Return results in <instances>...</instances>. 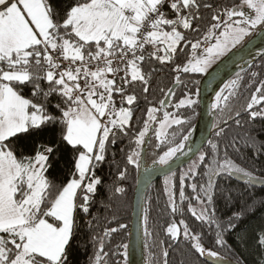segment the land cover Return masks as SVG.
<instances>
[{"label": "snow or ice", "instance_id": "6c2138e0", "mask_svg": "<svg viewBox=\"0 0 264 264\" xmlns=\"http://www.w3.org/2000/svg\"><path fill=\"white\" fill-rule=\"evenodd\" d=\"M201 6L213 8L210 3L201 5L199 0H68L63 5L57 0H0V264H70L80 226L78 213H89L103 183L97 170L106 161L109 147L131 132L139 100L133 86L142 84L145 97L149 92L152 70H144L146 62L172 63L177 52L190 45L187 62L172 68L176 74L174 86H180L184 83L182 73H207L258 28L264 30V0H240L239 4L214 11L203 36L189 41L187 31L201 32L197 23L203 19ZM201 48L203 53L198 54ZM261 52L264 54V50ZM119 63L124 64L123 69ZM121 71L123 76H119ZM241 72L215 92L210 105L212 110L231 113L229 120L238 127L245 114L249 122L264 119V107L255 110V106L264 104V80L251 93L243 112L231 107V101L240 94ZM257 76V72H251L252 78ZM28 87L30 97L23 94ZM161 92L164 98L158 106L147 107L143 126L132 134L130 144L134 146L128 149L126 165L118 171L117 179L127 178L129 165L140 170L144 145L152 143L151 132L156 140L154 149H166L160 154L154 152L152 160L164 171V190L173 217L166 233L174 241L182 237L194 253L213 258V264H223L220 253L202 242V231L183 218L179 220L181 231L174 218L183 217L186 204L194 222L210 229L214 226V243L224 248L225 233L237 227L235 221L243 212L234 213L226 223L216 218V200L232 199L231 189L221 188L216 178L239 176L254 185L264 183V177L256 176L229 155V147L240 151L235 138L223 148L209 140V150L197 149V159L180 171L177 200V172L172 163L180 155H187L184 149L191 135V118L180 110L190 109L196 115L199 90L184 92L175 102L173 87ZM52 98L57 102L52 103ZM228 122L213 123L217 138L225 134L221 124ZM173 125L181 130L188 125L187 134L170 132ZM242 143L252 147L256 155L264 151V141H258L251 129ZM69 151L73 159L66 161L70 165L66 182L58 186L50 176L58 171ZM150 171L145 169L146 186L150 184ZM186 181H190L191 195L186 194ZM124 191L123 187L115 188L116 193ZM142 199L147 241L153 233L149 231L148 200ZM87 227L92 230V221ZM125 229L127 225L119 223L94 236L90 264H108L105 238ZM254 239L264 248V228ZM116 247L123 250L124 264H128L129 245ZM162 256L163 264H168V251L164 250ZM149 264L155 262L150 259Z\"/></svg>", "mask_w": 264, "mask_h": 264}, {"label": "trees", "instance_id": "16d2710c", "mask_svg": "<svg viewBox=\"0 0 264 264\" xmlns=\"http://www.w3.org/2000/svg\"><path fill=\"white\" fill-rule=\"evenodd\" d=\"M67 2L68 0H57V3L61 5L66 4ZM199 2L201 5L210 3L213 5V8L210 10L201 6L200 15L203 19L197 22L201 27V32H186L187 40L193 42L197 38L203 36L204 29L209 25L210 17L214 11L223 9L224 7H230L233 4H239L240 0H199ZM165 11L169 10L165 8ZM258 30L259 28L248 38ZM248 38H246V40ZM148 51H152V49L149 47ZM201 51H203V48L199 49L198 53ZM145 54L147 55V53ZM190 54L191 47L189 45L186 50L177 52L172 63L161 65L159 62L153 61L144 64L145 71L152 70L149 92L145 97V94L142 91V84L136 83L133 86L139 100L138 104L134 107V115L131 121V132L128 137H119L116 144L109 147L106 161L97 170V175L103 178V183L99 186L98 193L94 198V202L90 206L89 213H78L77 219L80 226L77 229V236L73 241L72 252L69 256L70 264H90V258L95 251L93 237L102 235L105 227H118L119 223L126 224L127 229L112 233L109 237H106L105 251L109 252L107 258L108 264H117V262H119V264H124L123 250L117 249L116 246L122 243L128 244L129 242L133 200L140 170L137 171L135 167L131 165L127 166V178L124 180L117 179L118 171L122 170L126 165V153L130 147L134 146L130 144L131 136L143 126V120L146 119L147 107L154 104L158 106V101L164 98L161 89L167 91L168 88L174 85L176 74L172 72V68H174L176 64L183 65L186 63ZM253 71L258 73V76L255 78L251 77V72ZM204 74L205 73H182L181 78L184 83L180 86H176L174 90L176 96L173 97V102L182 98L184 92L190 91L195 93L199 90L200 80ZM241 75L243 76V80L241 81L239 88L240 94L237 98H234L231 101V107L233 108V111L239 110L243 112L246 103L250 99L251 93L255 90V87L258 86L259 81L264 80V54L255 60L249 67L245 68L244 71L241 72ZM233 78H235V76ZM253 80L255 82H253ZM197 81L198 83H196ZM23 94L30 97V87L25 88ZM116 99L118 101L119 97H116ZM56 102V98H52V103ZM261 107H264V104L255 106V110H259ZM180 112L191 118L190 126L192 130L198 118L199 104L195 107V116H193L190 109H181ZM230 115L231 113L227 111L224 113H220L218 110L216 111L214 122H229L227 125L221 124L222 127H225V134L222 137L217 138L215 136L216 129L213 128L209 140L218 142L221 148H223L225 143H229L235 138L237 147L240 151L239 153H236L231 147H229V155L243 167L253 170L256 176L264 177V151L259 155H256L252 147L244 146L242 143V138L250 129L251 134L257 136L258 141H264V119L257 118L255 121L249 122V117L245 114L241 118V126L238 127L233 121L229 120ZM160 118H162V113L158 114V119ZM156 126L158 125H154V127ZM188 127V125H185L181 130L178 126L173 125L169 131L177 130L178 132L182 131V134H187ZM149 135L152 138V143H146L144 145L145 166L152 165V160L155 158L154 152L155 154H160L163 150H166L164 148L154 149L156 143L155 137L151 132ZM209 147L210 146L207 142L202 151H208ZM121 149L124 151H121ZM72 159L73 154L69 151L65 160H61V163L58 166V171L50 176V179H53L58 186L62 182H66L64 177L70 167L66 161H71ZM196 159L197 157L194 160ZM191 163L176 171L177 200L179 193V173L181 170L187 169ZM200 171L202 172L203 168H201ZM197 182H200L199 179ZM188 183H190V181L185 182V191L187 195H191ZM216 183L221 188L231 189L232 197L230 202L225 201L223 198H218L216 200V218L226 223L228 218L233 216L234 213L243 212V215L235 221L237 227L224 235V239L227 242L226 247L219 248L215 245L214 226L210 229L206 224L201 226L200 222H194V217H191V213L187 211L186 204L184 205L185 212L183 217L177 215L174 218L175 222L181 231L183 225H179V220L182 218L197 231H202L204 233L202 241L204 245L218 251L220 256L232 258L240 264H264V248L258 247L254 239L255 234L258 233L261 228H264V203H262V201H264V188L255 187L246 182L241 183L228 175L217 177ZM118 186L125 189L124 193L115 192V188ZM164 189V178H161L150 186L146 195L148 200L147 206L149 208V231L153 233L152 236L147 238V241L145 240V245L146 243L148 245V247L145 246L146 264H149L150 259L154 261L155 264H163L164 257L162 256V253L164 250L168 251V264H211L202 256H199V254L194 253L182 237L177 241L169 238L166 233V228L171 222H173V217L170 208L167 205V195ZM113 217H115V219H113ZM88 221H92L93 223L92 230H89L87 227ZM160 241H164V243L160 244Z\"/></svg>", "mask_w": 264, "mask_h": 264}, {"label": "water", "instance_id": "95a60500", "mask_svg": "<svg viewBox=\"0 0 264 264\" xmlns=\"http://www.w3.org/2000/svg\"><path fill=\"white\" fill-rule=\"evenodd\" d=\"M264 50V30L259 29L255 34L248 38L242 46L234 49L229 55L214 64L207 73L203 75L199 85V114L197 121L192 128L194 131V143L185 151L187 155H181L172 163V168L177 171L189 163H191L198 155L197 149L202 150L211 138L213 132L214 117L217 110L210 109V105L214 100L215 92L224 86V84L240 72L241 63L247 59L250 60V65L261 57ZM249 65V66H250ZM248 66V67H249ZM175 90L176 86H172ZM150 171V184L145 185L148 174L145 169ZM164 177V171L160 167L149 165L145 166L144 160L138 174L137 185L133 200V212L131 226L129 231V248H128V264H146L145 259V236L143 226V208L144 200L150 186ZM235 180L245 183L239 176H231ZM139 181V183H138ZM253 186L264 188V183L257 182ZM223 257V264H240L232 258ZM207 262L213 264V258L203 257Z\"/></svg>", "mask_w": 264, "mask_h": 264}, {"label": "bare ground", "instance_id": "6f19581e", "mask_svg": "<svg viewBox=\"0 0 264 264\" xmlns=\"http://www.w3.org/2000/svg\"><path fill=\"white\" fill-rule=\"evenodd\" d=\"M250 60L251 59H247V60H245V61H243L242 63H241V65H240V67L241 68H247L249 65H250ZM223 87V86H222ZM221 88V87H220ZM214 97H215V95H214ZM214 101V100H213ZM194 139H195V137H194V131H192L191 132V135H190V139H189V141L187 142V146H186V148L184 149V152L194 143ZM181 156V155H180ZM179 156V157H180ZM175 159H177V158H175ZM174 159V160H175ZM157 167H159L158 165H157Z\"/></svg>", "mask_w": 264, "mask_h": 264}, {"label": "built area", "instance_id": "2783aa9c", "mask_svg": "<svg viewBox=\"0 0 264 264\" xmlns=\"http://www.w3.org/2000/svg\"><path fill=\"white\" fill-rule=\"evenodd\" d=\"M165 10V9H164ZM117 61H118V58H117ZM114 66H117V64L116 63H114ZM118 66L119 67H121L122 69H123V67H124V64L123 63H119L118 64ZM124 75V72L123 71H121L120 73H119V76H123ZM111 78V77H110ZM118 79H119V77H118Z\"/></svg>", "mask_w": 264, "mask_h": 264}, {"label": "rangeland", "instance_id": "374dc122", "mask_svg": "<svg viewBox=\"0 0 264 264\" xmlns=\"http://www.w3.org/2000/svg\"><path fill=\"white\" fill-rule=\"evenodd\" d=\"M239 47V46H238ZM203 53V51H201L200 53H198V54H202ZM218 62V61H217ZM214 65V64H213ZM212 65V66H213ZM245 68H243V70H244ZM242 69H240V71H241ZM170 130V129H169Z\"/></svg>", "mask_w": 264, "mask_h": 264}, {"label": "flooded vegetation", "instance_id": "af4514ba", "mask_svg": "<svg viewBox=\"0 0 264 264\" xmlns=\"http://www.w3.org/2000/svg\"><path fill=\"white\" fill-rule=\"evenodd\" d=\"M164 178V177H163Z\"/></svg>", "mask_w": 264, "mask_h": 264}]
</instances>
